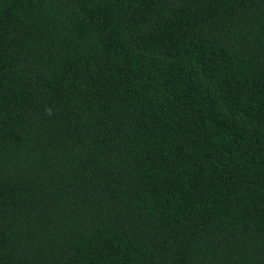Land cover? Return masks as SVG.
Listing matches in <instances>:
<instances>
[{
	"label": "trees",
	"instance_id": "1",
	"mask_svg": "<svg viewBox=\"0 0 264 264\" xmlns=\"http://www.w3.org/2000/svg\"><path fill=\"white\" fill-rule=\"evenodd\" d=\"M0 264H264V0H0Z\"/></svg>",
	"mask_w": 264,
	"mask_h": 264
}]
</instances>
